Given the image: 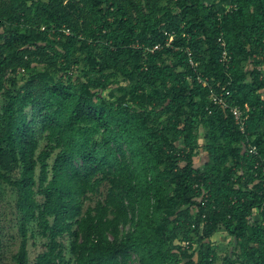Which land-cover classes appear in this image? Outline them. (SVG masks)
I'll list each match as a JSON object with an SVG mask.
<instances>
[{
  "label": "trees",
  "instance_id": "trees-1",
  "mask_svg": "<svg viewBox=\"0 0 264 264\" xmlns=\"http://www.w3.org/2000/svg\"><path fill=\"white\" fill-rule=\"evenodd\" d=\"M261 160L264 0H0L10 264H264Z\"/></svg>",
  "mask_w": 264,
  "mask_h": 264
},
{
  "label": "rangeland",
  "instance_id": "rangeland-1",
  "mask_svg": "<svg viewBox=\"0 0 264 264\" xmlns=\"http://www.w3.org/2000/svg\"><path fill=\"white\" fill-rule=\"evenodd\" d=\"M201 141V139H200ZM202 161L206 158L201 156ZM199 164H202L200 161ZM14 194L11 189L0 185V229L2 242V262L1 264H10V254L16 250L17 242L13 241L11 235H16L15 224L17 222V214L13 204ZM213 241L219 245L220 253H225L230 247V238L223 233H218L214 236ZM37 244H39L37 242ZM38 247L32 246V241L29 242L30 259L32 260L34 254L39 251Z\"/></svg>",
  "mask_w": 264,
  "mask_h": 264
},
{
  "label": "built area",
  "instance_id": "built-area-1",
  "mask_svg": "<svg viewBox=\"0 0 264 264\" xmlns=\"http://www.w3.org/2000/svg\"><path fill=\"white\" fill-rule=\"evenodd\" d=\"M42 30H43V28H42ZM64 33L68 35L69 31L64 30ZM170 41H171V38H170ZM218 43L220 44L221 47L224 48V43L222 42L221 39H218ZM156 48L157 47H155L154 49H156ZM229 60H230V56L228 55V53L225 50H222L219 62L222 64H226L227 62H229ZM199 82L202 83L203 86L206 85L205 82H201L200 80H199ZM211 100H212L213 104L218 105V106L222 107L223 109H228L230 114L232 115L234 123L238 127L239 131H241V132L244 131L245 122L248 118V115H247L248 108L247 107H245V110H242L239 107H235V106L230 107L227 104L226 100L222 97V95H220V96L214 95ZM245 150H246L247 154L252 156V157H258V155H259L257 147L255 145L251 144L250 141H246ZM255 168L260 169L261 174L264 177V160L257 161Z\"/></svg>",
  "mask_w": 264,
  "mask_h": 264
}]
</instances>
